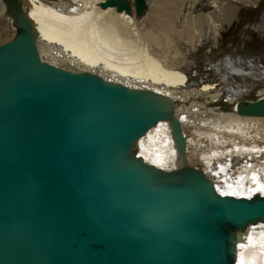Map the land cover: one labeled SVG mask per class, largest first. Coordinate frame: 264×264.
Listing matches in <instances>:
<instances>
[{"label": "water", "instance_id": "95a60500", "mask_svg": "<svg viewBox=\"0 0 264 264\" xmlns=\"http://www.w3.org/2000/svg\"><path fill=\"white\" fill-rule=\"evenodd\" d=\"M0 2L15 28L0 44V264H235L264 196L217 193L186 161L176 101L43 61L22 1ZM234 110L264 117V97ZM159 121L172 171L136 153Z\"/></svg>", "mask_w": 264, "mask_h": 264}, {"label": "bare ground", "instance_id": "6f19581e", "mask_svg": "<svg viewBox=\"0 0 264 264\" xmlns=\"http://www.w3.org/2000/svg\"><path fill=\"white\" fill-rule=\"evenodd\" d=\"M21 1L43 61L173 99L188 165L219 194L264 196L250 192L264 186V117L234 110L241 98L264 97V50L249 39L264 32V0ZM14 35L0 2V44ZM136 153L164 171L181 164L167 121L137 141ZM254 225L239 234L235 264H264V225Z\"/></svg>", "mask_w": 264, "mask_h": 264}, {"label": "snow or ice", "instance_id": "6c2138e0", "mask_svg": "<svg viewBox=\"0 0 264 264\" xmlns=\"http://www.w3.org/2000/svg\"><path fill=\"white\" fill-rule=\"evenodd\" d=\"M250 40L257 41L261 45L262 50H264V32H255L250 34L249 36ZM155 163V161H153ZM220 191V189H217ZM250 192H260L261 194H264V186H261L256 189H250ZM221 195H237L236 192H223L221 191ZM249 241L251 242V236H249ZM241 247H244V245H241ZM241 264H243V261H241Z\"/></svg>", "mask_w": 264, "mask_h": 264}, {"label": "rangeland", "instance_id": "374dc122", "mask_svg": "<svg viewBox=\"0 0 264 264\" xmlns=\"http://www.w3.org/2000/svg\"><path fill=\"white\" fill-rule=\"evenodd\" d=\"M182 41H183V40H182ZM182 41H181V42H182ZM175 43H176V42H175ZM175 43H174V44H175ZM260 46H261V45H257V47H256L255 49H256V50H257V49L259 50ZM261 49H262V48H261Z\"/></svg>", "mask_w": 264, "mask_h": 264}]
</instances>
